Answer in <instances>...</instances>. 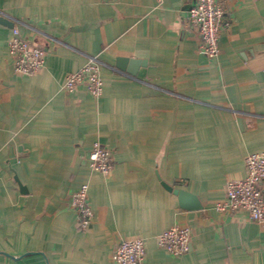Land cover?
<instances>
[{"label": "crops", "instance_id": "crops-1", "mask_svg": "<svg viewBox=\"0 0 264 264\" xmlns=\"http://www.w3.org/2000/svg\"><path fill=\"white\" fill-rule=\"evenodd\" d=\"M195 1L0 0V264H116L123 237L144 239L143 264H264V226L216 208L264 152V0H220L212 58L189 24ZM13 26L46 51L32 75L13 70ZM89 55L101 93L66 92ZM94 141L108 175L88 164ZM82 183L85 229L69 205ZM172 225L190 227L180 255L156 243Z\"/></svg>", "mask_w": 264, "mask_h": 264}, {"label": "built area", "instance_id": "built-area-1", "mask_svg": "<svg viewBox=\"0 0 264 264\" xmlns=\"http://www.w3.org/2000/svg\"><path fill=\"white\" fill-rule=\"evenodd\" d=\"M189 24L199 37V52L207 57L218 53L217 35L223 22L220 0H196L190 7ZM7 52L15 73L32 75L39 71L45 61L43 47L22 36L16 26L11 28ZM101 61L89 55L77 69L65 75L63 89L73 92L84 84L87 91L98 96L102 90ZM89 166L104 175L112 169L111 151L98 141L92 143L88 155ZM244 176L230 179L225 185V198L216 208L231 213L243 212L247 218L264 226V152H251L244 158ZM69 205L75 210L77 226L87 228L93 212L88 200V185L82 183L70 195ZM190 227L172 225L156 236L159 247L173 255L185 253L189 247ZM145 242L141 237H123L115 244L111 258L116 264H143Z\"/></svg>", "mask_w": 264, "mask_h": 264}, {"label": "water", "instance_id": "water-1", "mask_svg": "<svg viewBox=\"0 0 264 264\" xmlns=\"http://www.w3.org/2000/svg\"><path fill=\"white\" fill-rule=\"evenodd\" d=\"M126 59L124 58H121L120 59V62H124ZM119 66L121 67V65L119 64ZM167 187V186H166ZM168 189L170 187H167ZM174 193L177 194L178 198H179V204L182 206V207H194L196 206L195 204V201L194 199L192 198V200H185L186 197L188 196H192L191 193H189L188 191H185L183 189H172Z\"/></svg>", "mask_w": 264, "mask_h": 264}]
</instances>
